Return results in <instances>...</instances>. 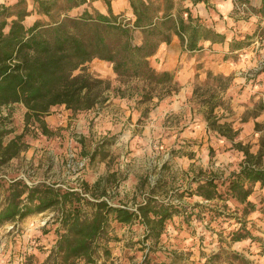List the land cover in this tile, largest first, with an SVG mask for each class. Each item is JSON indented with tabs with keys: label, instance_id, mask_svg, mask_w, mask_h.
<instances>
[{
	"label": "trees",
	"instance_id": "trees-1",
	"mask_svg": "<svg viewBox=\"0 0 264 264\" xmlns=\"http://www.w3.org/2000/svg\"><path fill=\"white\" fill-rule=\"evenodd\" d=\"M100 1L106 13H100L91 4ZM130 8V18L112 12L111 0H15L12 4H0V166L16 158L27 148L24 141L30 128L42 136L50 131L45 117L55 107L63 106L71 113L89 111L105 101L103 91L107 85L88 72L86 66L93 60L110 65L119 79H135L145 84L144 100L152 98V92L159 90V99L176 92L174 72L154 69L149 58L154 56L160 44H169L177 37L183 51L193 52L203 48V43H223L225 37L216 33L199 17H194L191 9L184 7L185 0H126ZM193 6L206 0H189ZM247 5L248 1L238 0ZM91 6V7H90ZM84 7V8H83ZM81 9L77 15L73 10ZM253 14L264 22V0L258 8H250ZM35 16L30 25L26 19ZM259 31L260 35H259ZM258 36L264 34V29ZM140 35L136 44L135 33ZM244 43L232 42L230 47L241 48ZM207 77L212 75L207 73ZM215 80L227 81L219 84L226 89L230 81L221 76ZM106 85V86H105ZM215 100V99H214ZM21 105L25 109L21 134L4 142L7 116H2L1 108ZM213 98L206 103L207 128L220 137L230 138V125L221 122L223 115H213L216 107ZM260 125L255 124V130ZM244 159L237 171L222 177L210 174L207 177L192 178L191 187L178 193L177 201L197 197L201 202H221L209 207L196 203L192 208L172 202H160L147 198L130 209L113 206L98 196L86 197L72 188L55 187L45 183L27 184L22 179H0V225L14 223L53 209L55 215V240L43 264H106L110 255L107 245L117 239L111 235V225L120 226L139 223L145 229V240L160 243L174 217H182L189 222L193 214L203 211L211 213V218L232 217L227 202L241 206L237 219L239 228L220 236L218 242L237 243L251 239L246 226V218L255 210L248 201L254 185L264 188V136L259 140L256 154L249 152L248 146L238 144ZM95 153L91 154L93 160ZM264 204V196L261 199ZM198 209L197 213H193ZM189 211V212H188ZM195 218L198 216L194 215ZM264 254V247H262ZM232 261L251 264L244 257L232 253ZM215 254L205 264H216ZM141 264H163L150 262L148 254L143 255Z\"/></svg>",
	"mask_w": 264,
	"mask_h": 264
},
{
	"label": "rangeland",
	"instance_id": "rangeland-1",
	"mask_svg": "<svg viewBox=\"0 0 264 264\" xmlns=\"http://www.w3.org/2000/svg\"><path fill=\"white\" fill-rule=\"evenodd\" d=\"M14 1L2 0V3L10 5ZM28 4L31 7V0H28ZM83 8L73 10L70 14L77 15ZM92 8L94 7L90 9ZM118 12L121 19L130 18L121 9L116 11ZM34 19L35 16L27 18L26 25H30ZM261 62L264 63V57ZM86 68L94 77L106 83L107 89L103 91L105 101L82 113H71L63 106L53 108L48 118L44 119L50 134L44 137L30 128L24 138L27 148L16 158L0 166V179L7 181L17 178L29 185L45 183L72 188L86 197L98 196L113 206H126L133 210L147 198L160 202L173 201L189 209L200 203L195 197L176 200L179 192L194 187V173L190 164L196 163L195 170L211 168L217 176L225 177V172L214 167L216 152L212 148H209L207 157H202L199 150L193 152L189 148L185 149L190 147L185 141L178 143L181 141V122L184 123V119L189 116L187 108L182 112L160 117L155 120L157 125L150 128V122H155L151 117L156 103L154 99L172 96L159 99L161 93L157 89L152 92L151 100L145 101L146 87L142 81L116 78L110 65L96 59L87 64ZM225 83L227 81L219 82L210 78L205 85H196L192 98L185 104L192 105L205 118L206 103L213 98V102L217 104L213 115H221L220 109L227 112L228 104L226 100H222V89L218 87ZM118 95L131 101L128 109L113 106L107 111L106 107L112 104L107 101L111 96ZM106 111L107 114H104ZM24 113L25 109L21 105L1 108L2 116L9 114L5 129L10 132L4 136V142L21 134ZM137 113H140L138 119ZM183 140L186 139L183 138L181 142ZM209 142L203 137L198 146H205ZM93 153L96 155L90 160ZM191 159L194 162H190ZM201 203L209 207L221 204L218 201ZM227 205L229 210L225 213L232 216L230 218L214 219L207 211L193 214L189 222H184L182 217H174L158 244L145 240V229L139 223L125 226L113 224L109 230L117 240L107 245L110 255L106 264H141L145 253L150 262L156 263L166 264V259H171L174 263L183 258L189 260L192 254L191 243H203L200 244L203 248L200 257L209 259L218 254L216 264L230 263L234 252L251 264H261L264 261V258L260 259L264 256L262 250L251 246L235 250L231 243L228 246L224 244L228 239L218 242L220 236L225 238L229 232L239 228L236 221L240 218V212L233 213V210H240L241 206L230 202ZM261 208L264 209V206ZM197 212L198 209L193 211ZM54 215L55 211L51 209L22 221L0 225V264H43L55 240ZM194 215L198 217L195 218ZM243 220L247 223V217ZM247 229L251 231L250 227ZM208 243L211 244L210 247ZM182 245L185 247L181 248ZM212 245H216L217 249L212 250ZM182 249L188 252H183ZM233 264L240 263L234 261Z\"/></svg>",
	"mask_w": 264,
	"mask_h": 264
},
{
	"label": "crops",
	"instance_id": "crops-1",
	"mask_svg": "<svg viewBox=\"0 0 264 264\" xmlns=\"http://www.w3.org/2000/svg\"><path fill=\"white\" fill-rule=\"evenodd\" d=\"M246 1L248 3L244 7L238 0H206V3H198L195 6L189 0L183 1L182 5L190 8L194 17H199L216 33L224 35L223 43L211 44L206 41L202 44L203 48L188 52L183 51L178 38L173 37L169 44H160L156 54L148 59L154 69L174 72V82L177 88L176 92H172V97L161 100L154 99L156 103L151 117L155 121L162 116L182 112L184 108H187L189 116L184 119V123L181 122L182 132L179 134L181 141L183 138L186 140L178 143L190 144V147L185 149L189 148L193 152L199 150L202 157H207L209 148L215 150L214 167L223 170L224 176L237 171L244 159L243 152L238 149V144L249 146V152L256 154L259 149V140L264 131V68L257 70L264 57V34L258 36V31L264 29V22L250 11V8H258L261 0ZM0 4H2V0H0ZM91 5L100 13H106V9L100 1ZM111 8L115 15L120 14V12L116 13L118 9L130 15V8L126 0H111ZM135 41L136 44L140 43L137 32ZM232 42L244 44L241 48L232 49V46L230 47ZM207 73L212 75L211 78L221 76L230 81L229 86L220 91L222 100H226V104H228L227 112H224L223 109L219 111L224 117L221 120L222 123H228L236 133L230 138L220 137L215 131L209 130L205 118L198 114L192 105L185 104L192 98L196 85L208 83L210 78L207 77ZM114 76L118 78L116 75ZM110 101L112 104L106 107L107 111L113 106L128 109V105L131 103L130 100L119 97V95L111 96L107 103ZM107 111L104 114H107ZM136 115V119H138L140 113ZM155 122H150L148 127L157 125ZM256 123L260 125V128L262 127L259 128L260 130H255ZM203 137L210 142L199 147L198 144ZM177 148L183 147L177 146ZM190 162L194 161L191 159ZM262 162L264 165V157ZM195 165L196 163L190 164V169L194 173L193 178L199 176L200 171L202 178L216 174L211 168L195 170ZM263 196L264 188L256 183L252 194L248 197V201L255 205V210L247 216L246 223L247 228L251 229L252 240L246 239L233 243L232 248L235 250L247 249L250 246L261 250L264 247V209L261 208L264 206L261 203ZM200 244L203 243L190 244L192 254L189 260L183 258L174 263L171 259H166L165 263L204 264L208 258L200 257V252L203 250ZM208 246L210 247L211 244L208 243ZM212 246V250L217 249L216 245ZM184 247L185 245L181 246V248ZM182 251L188 252L185 249ZM263 258L264 256L260 257V259ZM261 264H264V261H261Z\"/></svg>",
	"mask_w": 264,
	"mask_h": 264
},
{
	"label": "built area",
	"instance_id": "built-area-1",
	"mask_svg": "<svg viewBox=\"0 0 264 264\" xmlns=\"http://www.w3.org/2000/svg\"><path fill=\"white\" fill-rule=\"evenodd\" d=\"M243 7L245 6V5H242ZM262 63V62H261ZM261 63L259 64V66H258V69L257 70H260V69H262L263 68V66H264V63H262V65H261Z\"/></svg>",
	"mask_w": 264,
	"mask_h": 264
}]
</instances>
